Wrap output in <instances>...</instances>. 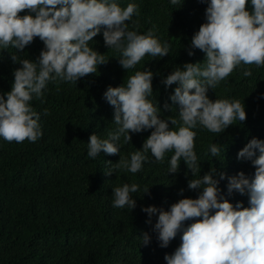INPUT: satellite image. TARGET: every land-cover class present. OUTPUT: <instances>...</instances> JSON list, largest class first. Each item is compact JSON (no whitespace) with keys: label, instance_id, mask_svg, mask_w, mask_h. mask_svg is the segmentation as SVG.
Wrapping results in <instances>:
<instances>
[{"label":"clouds","instance_id":"obj_1","mask_svg":"<svg viewBox=\"0 0 264 264\" xmlns=\"http://www.w3.org/2000/svg\"><path fill=\"white\" fill-rule=\"evenodd\" d=\"M206 3L205 22L191 38L190 49L205 54L204 63L186 62L176 66L161 83L167 89L176 85L163 108L178 107L180 125L173 130L177 120L161 118V109L149 97L152 96L153 72L144 67L128 76L121 86H108L103 98L113 107L115 129L108 138L95 133L89 136L87 156L95 159L103 151L107 155L120 153V141L130 142V133L151 129L139 150L131 152L128 159L120 156L116 168L139 172L148 162L150 152L155 162H163L171 152L167 174L176 173L183 160L190 170L187 188L198 190V196L181 198L168 210L156 206L142 207L147 214L146 223L152 216L157 219L153 231L160 247L182 233L181 243L172 254H165L166 264H264V140L253 137L237 152V160L250 161L254 173L244 172L227 177L226 192L247 193L248 207L241 201L235 205L225 199L218 187L225 179L224 172L213 167L200 175V164L194 151L197 127L209 132H223L233 121H244L245 107L237 99L210 100L207 92L225 80L234 69L242 65L264 66V0H200ZM178 5L182 0H169ZM247 5V7H246ZM26 10V11H25ZM23 12V15L19 13ZM139 16V6L129 2L121 7L117 0H0V49L9 47L13 64L10 91L0 94V139L8 142H36L42 137L40 114L33 110L31 101L41 99L52 82H75L87 74L96 73L98 66L107 62L103 54L89 46L93 37L101 34L104 45L120 53L118 62L124 69H132L147 55L162 58L169 54L170 45L161 41L148 29L144 33L129 30L127 22ZM34 38L43 43L35 61L18 53L30 45ZM95 42V41H94ZM187 54L192 56V50ZM242 75L251 76L245 67ZM264 98V94H261ZM46 112V110H45ZM224 148L211 143L208 154L215 158ZM107 162V161H106ZM110 163V162H108ZM114 173L113 168L104 171ZM187 175V173H186ZM149 192L137 183H123L112 188V206L136 207L131 193ZM180 189V193H183ZM199 220L184 226L186 220ZM147 245L150 237L142 236Z\"/></svg>","mask_w":264,"mask_h":264},{"label":"trees","instance_id":"obj_2","mask_svg":"<svg viewBox=\"0 0 264 264\" xmlns=\"http://www.w3.org/2000/svg\"><path fill=\"white\" fill-rule=\"evenodd\" d=\"M121 7L133 2L139 6V16H133V24L127 22L129 30L144 33L152 29L154 34L170 45L168 55L162 58L145 56L132 69L124 70L118 59L120 53L104 45L101 34L89 41V46L103 54L106 63L98 66L97 72L87 74L75 82H52L41 99L30 103L40 114L42 137L36 142H8L0 139V264H166L165 254H172L181 243L178 233L167 247H160L153 231L157 216L146 223L147 214L142 207L156 206L168 210L181 198L198 196V190L187 188L191 176L183 160L176 173L167 174L171 152L165 154L163 162H155L150 152L149 159L137 173L116 168L120 156L139 150L151 129L141 133H130L128 143L120 141V153L107 155L101 151L93 159L87 156L89 136L95 133L108 138L115 129L113 107L103 98L108 86L117 87L126 83L128 76L144 67L153 72L152 90L149 99L161 109V118L177 120L169 125L173 130L180 125L178 107L165 110L176 85L167 89L161 83L176 66L186 62L204 63L205 54L199 49H190L191 38L205 22L206 3L200 0H182L181 5H171L169 0H117ZM247 7V5H246ZM26 11V10H25ZM23 15L24 13H19ZM43 43L34 38L30 45L18 53L35 61ZM188 50L193 55L187 54ZM14 48L0 49V94L10 91L13 70L11 53ZM252 75H242L243 68ZM264 66L242 65L214 89H209L210 100L237 99L246 112L244 121H233L223 132L212 133L206 128L194 129V151L200 164V175L213 167L224 172L225 179L218 187L230 203L241 201L248 207L247 193L226 192L227 177L244 172L254 173L250 161L237 160V152L253 137L264 140ZM46 110V112H45ZM211 143L224 148L215 158L208 154ZM107 161V162H106ZM110 162V163H108ZM113 168L114 173L104 171ZM187 173V175H186ZM123 183H137L149 192L131 193L136 207L115 208L112 206V188ZM183 189V193H180ZM186 220L184 226L199 220ZM147 233L150 241L142 242Z\"/></svg>","mask_w":264,"mask_h":264}]
</instances>
